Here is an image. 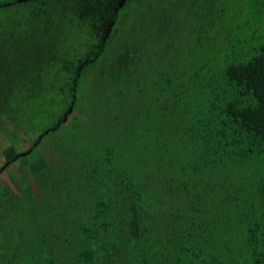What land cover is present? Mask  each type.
I'll return each mask as SVG.
<instances>
[{
  "label": "trees",
  "instance_id": "trees-1",
  "mask_svg": "<svg viewBox=\"0 0 264 264\" xmlns=\"http://www.w3.org/2000/svg\"><path fill=\"white\" fill-rule=\"evenodd\" d=\"M0 169V264H264V0H0Z\"/></svg>",
  "mask_w": 264,
  "mask_h": 264
},
{
  "label": "rangeland",
  "instance_id": "rangeland-1",
  "mask_svg": "<svg viewBox=\"0 0 264 264\" xmlns=\"http://www.w3.org/2000/svg\"><path fill=\"white\" fill-rule=\"evenodd\" d=\"M28 149V146H24V150H27ZM23 150V149H22ZM40 151H41V153H43V155H45L44 153H45V150L43 149V148H41L40 147ZM22 167V164L20 165V164H14L11 168H13V169H10V170H19V168H21ZM0 178L2 179V181H4V182H6V183H8V185L10 184L9 183V180H8V177H7V174L5 173V172H3V174L2 175H0Z\"/></svg>",
  "mask_w": 264,
  "mask_h": 264
},
{
  "label": "snow or ice",
  "instance_id": "snow-or-ice-1",
  "mask_svg": "<svg viewBox=\"0 0 264 264\" xmlns=\"http://www.w3.org/2000/svg\"><path fill=\"white\" fill-rule=\"evenodd\" d=\"M82 2L83 3H88V0H82ZM117 2H119V0H117ZM2 174H3V169H0V175H2Z\"/></svg>",
  "mask_w": 264,
  "mask_h": 264
}]
</instances>
